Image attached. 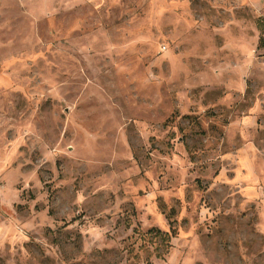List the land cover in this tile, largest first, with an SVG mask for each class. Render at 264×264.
Instances as JSON below:
<instances>
[{"label":"rangeland","instance_id":"374dc122","mask_svg":"<svg viewBox=\"0 0 264 264\" xmlns=\"http://www.w3.org/2000/svg\"><path fill=\"white\" fill-rule=\"evenodd\" d=\"M263 38L264 0H0V264H264Z\"/></svg>","mask_w":264,"mask_h":264},{"label":"trees","instance_id":"16d2710c","mask_svg":"<svg viewBox=\"0 0 264 264\" xmlns=\"http://www.w3.org/2000/svg\"><path fill=\"white\" fill-rule=\"evenodd\" d=\"M260 27V26H259ZM260 44H261V46L262 47H264V38L263 39H261V41H260ZM149 234H151V235H155V237L156 236H164V239L166 240L165 242L166 243H168V235L167 234H163L162 232H160L159 230H151L150 232H149ZM157 257H161V256H157Z\"/></svg>","mask_w":264,"mask_h":264}]
</instances>
